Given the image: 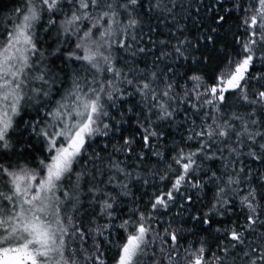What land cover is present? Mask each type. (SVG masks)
<instances>
[{
	"label": "snow or ice",
	"instance_id": "snow-or-ice-1",
	"mask_svg": "<svg viewBox=\"0 0 264 264\" xmlns=\"http://www.w3.org/2000/svg\"><path fill=\"white\" fill-rule=\"evenodd\" d=\"M234 12L233 46L206 79L191 65ZM258 67L264 0H17L0 17V264H264ZM173 126L184 135L169 149ZM150 157L170 162L144 169ZM149 177L168 183L141 208L132 188ZM209 188L190 229L164 221Z\"/></svg>",
	"mask_w": 264,
	"mask_h": 264
},
{
	"label": "trees",
	"instance_id": "trees-1",
	"mask_svg": "<svg viewBox=\"0 0 264 264\" xmlns=\"http://www.w3.org/2000/svg\"><path fill=\"white\" fill-rule=\"evenodd\" d=\"M208 0H205V3H207ZM191 3L193 4V8L196 6V0H191ZM17 5V0H0V17H6L13 8H15ZM205 13L202 11L201 15H204ZM239 19H238V13H233L232 16L229 18L228 22L223 26L222 30H220L217 34H214L216 37V51H212V45L210 44H201V47L199 49L200 53H203L205 56L209 58V61L207 64L201 63L200 65L192 64L191 67L193 68H199L203 74H205V78L207 79L209 76L213 74V70L217 67L219 61L217 57V53L221 48H224L225 46L228 47V50H231L233 46V39L234 36L238 33L239 28ZM187 24V30L185 32V35H187L190 39H195L200 35V32L203 31V28L199 29L197 27L193 26L192 20L186 21ZM46 27V24H44V21L41 22V25L37 26V35L41 37L40 45L44 49H49L50 47L55 46L56 42V36L54 32H46L43 30V27ZM164 35H167V32L164 33ZM199 54V53H198ZM143 64V61L141 62ZM185 63V69H187L188 64ZM75 67V66H72ZM72 67H68L65 69V72L70 75L72 71ZM258 71H264V68L258 67ZM62 76L65 74L62 73ZM67 86L66 83L61 85V88ZM31 115H34V113H29L28 116H25V119H29ZM136 126L135 123H132L130 125L125 126V132L124 135H128L130 133L135 132ZM166 131L171 132V136L168 138V145L167 148H173L178 145H181V137L184 135L183 129H177L175 126H173L170 129H166ZM137 140L139 141V135H137ZM39 147V145H37ZM139 150V149H137ZM38 155V153H37ZM168 153L166 152V157ZM123 158V157H121ZM136 162V157L133 155L131 159L128 161V166L131 167ZM168 161L167 159L163 162H157L154 158H149L146 160L143 164L144 169H155L159 168L161 171L164 170L165 164ZM150 183L148 185L144 184H134L133 185V193L135 197H137L136 203L139 204L141 208H145L150 199L152 198L153 194L157 191L164 190L167 181L161 182L158 178H152L149 177ZM111 190V188H109ZM193 197V201L191 203H184V201H180V203H184V208H180L179 204L174 205L169 211L168 214L163 217L164 221H168L169 219L172 220V223L175 226H183L186 229H190L193 226V221L190 219V217L195 214L196 212L200 211H207V203L211 199L213 193L210 190H206L204 193H197L195 190H190V193ZM122 204L119 207V211L121 213L126 214L127 209L131 206V201L127 198H122ZM179 214V215H178ZM233 220H235V216L231 217ZM228 218L226 217L225 220ZM218 234L212 232L210 234H206L203 238L208 241L210 245H214L216 243V240L214 239ZM116 232L113 230V239H116ZM188 240H192L193 237L191 235H187L186 237ZM115 251V249H113ZM111 255V253L109 254Z\"/></svg>",
	"mask_w": 264,
	"mask_h": 264
}]
</instances>
